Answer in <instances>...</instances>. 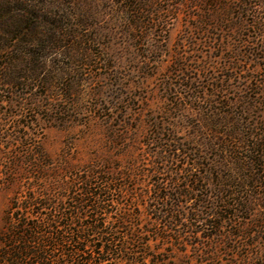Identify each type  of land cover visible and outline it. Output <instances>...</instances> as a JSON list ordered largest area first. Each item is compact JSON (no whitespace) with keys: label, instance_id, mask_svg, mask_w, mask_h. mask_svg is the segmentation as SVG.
<instances>
[{"label":"rangeland","instance_id":"374dc122","mask_svg":"<svg viewBox=\"0 0 264 264\" xmlns=\"http://www.w3.org/2000/svg\"><path fill=\"white\" fill-rule=\"evenodd\" d=\"M220 2L0 0V170L108 180L151 264H264V0Z\"/></svg>","mask_w":264,"mask_h":264},{"label":"trees","instance_id":"16d2710c","mask_svg":"<svg viewBox=\"0 0 264 264\" xmlns=\"http://www.w3.org/2000/svg\"><path fill=\"white\" fill-rule=\"evenodd\" d=\"M212 1L219 13L229 8H222L221 0ZM24 155H11L5 170H0V178L6 176L15 186L0 230V264H151L148 243L127 226L131 220L117 216L109 221L101 216L110 202L109 188L101 186L108 180L98 183L79 178L74 186L64 185L69 194L60 197L61 185L50 170V157L38 145L27 148ZM197 222L181 227L196 234L193 226ZM207 226L220 224L209 222ZM214 236L211 233L207 238Z\"/></svg>","mask_w":264,"mask_h":264}]
</instances>
